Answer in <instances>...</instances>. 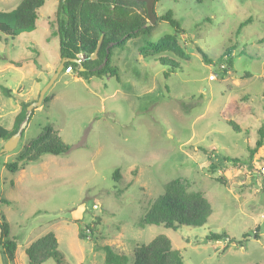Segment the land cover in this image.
<instances>
[{"label": "rangeland", "instance_id": "obj_1", "mask_svg": "<svg viewBox=\"0 0 264 264\" xmlns=\"http://www.w3.org/2000/svg\"><path fill=\"white\" fill-rule=\"evenodd\" d=\"M20 1L0 0V20ZM55 9L56 0H45L30 32L14 36L0 28V87L14 95L6 98L0 90L5 129L13 128L19 102L35 103L59 65ZM154 12H171L184 33L159 21L150 35L114 49L117 77L86 80L63 69L45 93L47 102L43 98L30 111L16 148L1 154L0 197L9 203H0V218L17 244L6 264H28L25 249L48 233L57 240L59 263L43 264H104L105 245L129 258L160 235L183 264H264V140L252 153L264 125V0H161ZM167 35L175 36L187 59L171 52L140 54ZM227 50L232 68L220 76L215 72ZM161 56L179 68L161 65ZM230 120L239 131L227 125ZM46 127L69 151L43 155L14 173L5 169ZM6 141L0 139V149ZM173 180L205 197L211 207L207 224L175 231L141 226ZM86 225L93 235L79 239ZM209 233H225L233 242H207Z\"/></svg>", "mask_w": 264, "mask_h": 264}, {"label": "trees", "instance_id": "obj_2", "mask_svg": "<svg viewBox=\"0 0 264 264\" xmlns=\"http://www.w3.org/2000/svg\"><path fill=\"white\" fill-rule=\"evenodd\" d=\"M161 0H56L53 26L55 35L58 39L59 60L75 59L81 53L85 59L79 64L66 62L64 69L70 67L78 78L88 79L92 76L117 77L118 69L112 66V52L114 49H123L127 41L139 36H148L155 29L156 23L164 21L168 23L175 34H183L177 20L173 18L171 12L157 17L154 6ZM202 3L203 0H196ZM45 0H21L15 9L5 15V21L0 20L2 30L9 29L12 35L30 32L35 29L36 21L39 17V9ZM4 17V16H3ZM8 17V18H6ZM149 23V25H147ZM100 41V43H99ZM99 43V45H98ZM195 51L200 54L205 64H211L205 53L197 46ZM165 52L175 53L181 57L188 58L182 52L176 42L175 36H164L156 43H148L141 49L140 54L153 57ZM96 53L95 59H91ZM225 69H218L217 75L225 76L232 68V58L230 51L227 50ZM161 65L169 66L171 71L179 68V64L165 57L158 58ZM15 66L18 63L11 62ZM83 69V70H80ZM1 93L6 98L14 97L13 93L0 87ZM43 102H47L44 98ZM31 103L19 102L20 111L13 119L11 130L0 126V139L6 141L16 134L19 126L25 120L27 107ZM32 115V113L29 115ZM28 118V120H29ZM28 123V121H27ZM234 131L240 128L231 120L226 121ZM25 128L21 131V138ZM45 133L31 142V145L18 155L14 162L6 163L5 169L14 173L23 170L30 163L37 162L43 155L61 156L65 155L70 146L61 142L57 133L51 128L46 127ZM259 139L255 143L254 153L262 147L264 140V125L258 129ZM251 153V154H252ZM226 163H235L237 159L223 158ZM210 171L213 174L216 170L210 164ZM215 181L224 184L221 178ZM1 204L9 202L0 197ZM211 215V207L205 197L198 192H189L177 180L170 181L165 185L164 192L150 205L146 214L140 222L141 226L154 225L163 226L165 229L175 231L182 226L202 227L207 224ZM0 254L3 264L13 262L17 244L9 240V225L4 219L0 218ZM87 233L93 235L90 226L80 229L79 239H85ZM227 234L209 233L205 237L207 242L227 241ZM240 243V242H238ZM57 240L53 233H48L31 243L25 249L28 264H43L48 259L58 262ZM104 251V264H183L182 257L178 250L173 249L170 240L165 236H157L148 244L133 249L129 258L112 250L108 245L102 246Z\"/></svg>", "mask_w": 264, "mask_h": 264}, {"label": "water", "instance_id": "obj_3", "mask_svg": "<svg viewBox=\"0 0 264 264\" xmlns=\"http://www.w3.org/2000/svg\"><path fill=\"white\" fill-rule=\"evenodd\" d=\"M126 1H137V0H126ZM147 25H149V23H147ZM100 43V41H99ZM98 43V45H99ZM96 57V53L93 54V56L91 57V59H95ZM66 62H72V63H76V64H79L78 60L77 59H62L60 60L59 62V65L58 67L56 68L54 74L52 75L51 79L48 81V83L42 88V90L39 92V96H38V99L35 103L33 104H30L28 107H27V115H26V118L25 120L23 121L22 125H21V128H20V131L14 135H12L2 146V148L0 149V156L1 154L3 153H9V152H12L16 146H17V143L20 139V134H21V130L25 128V125L27 123V119L30 115V111L32 110L33 107H37V106H40L41 105V102L45 96V93L48 91V89L52 86V84L54 83V81L56 80V78L58 77V75L63 71L64 69V64ZM80 70H83L80 68ZM0 237H1V228H0ZM0 264H3V261H2V257H1V254H0Z\"/></svg>", "mask_w": 264, "mask_h": 264}, {"label": "built area", "instance_id": "obj_4", "mask_svg": "<svg viewBox=\"0 0 264 264\" xmlns=\"http://www.w3.org/2000/svg\"><path fill=\"white\" fill-rule=\"evenodd\" d=\"M75 59H77L78 62L81 63L82 61H84L85 57H84L81 53H79V54L76 55ZM225 67H226V65H225V63H224V64H222V65L219 66V69L222 70V69H225ZM65 71H66V72H71L72 69H71L70 67H67V68L65 69ZM209 79H210V80L214 79L213 75H210V76H209ZM259 172H260V174H264V167H261V168L259 169Z\"/></svg>", "mask_w": 264, "mask_h": 264}, {"label": "crops", "instance_id": "obj_5", "mask_svg": "<svg viewBox=\"0 0 264 264\" xmlns=\"http://www.w3.org/2000/svg\"><path fill=\"white\" fill-rule=\"evenodd\" d=\"M77 78H78V77H77ZM220 242H221V241H219V242H216V244H217V243H220ZM226 248H227V246L225 245L223 249H226Z\"/></svg>", "mask_w": 264, "mask_h": 264}]
</instances>
